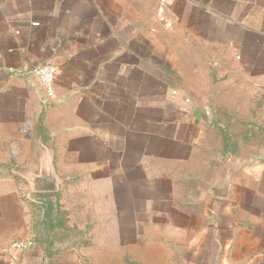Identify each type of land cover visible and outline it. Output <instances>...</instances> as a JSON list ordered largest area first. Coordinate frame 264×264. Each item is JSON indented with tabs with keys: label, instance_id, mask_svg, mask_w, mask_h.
I'll return each mask as SVG.
<instances>
[{
	"label": "crops",
	"instance_id": "crops-1",
	"mask_svg": "<svg viewBox=\"0 0 264 264\" xmlns=\"http://www.w3.org/2000/svg\"><path fill=\"white\" fill-rule=\"evenodd\" d=\"M41 64L56 66L53 98L33 73ZM195 83L210 85L205 102ZM263 83L264 0H0V264H264L263 177L149 183L150 166L209 130V100L252 101L233 84ZM263 103L264 92L249 113ZM48 162L101 181L76 208L93 213L76 237L61 233V205L66 221L40 226L39 200L56 191L30 177Z\"/></svg>",
	"mask_w": 264,
	"mask_h": 264
},
{
	"label": "rangeland",
	"instance_id": "rangeland-1",
	"mask_svg": "<svg viewBox=\"0 0 264 264\" xmlns=\"http://www.w3.org/2000/svg\"><path fill=\"white\" fill-rule=\"evenodd\" d=\"M191 85L195 89V94L202 97L196 101L205 102L203 94L208 91L207 88L210 85L204 83ZM233 85L239 88L243 87L247 91H255V98L252 101H248V99L237 100L230 93L228 94V99L221 100L217 97L211 101L209 100V102H212L213 112L210 115H206L205 120L202 118L200 120L202 128L207 129V124H210L209 130L198 131L197 144L186 148V150L181 148L179 153L176 151L174 155L177 157L170 156L163 162H157L155 167L150 166L149 177L154 175L149 178L150 184H153V178H155L156 174V176L164 175L170 179V186L173 185L175 189L194 188L195 186L204 188L220 171L223 172L224 170L232 172L235 179L252 176L255 182H258L260 178H264V103L262 109H260L262 104L257 107L259 113H249L252 110V105H255V102L263 95L264 83L255 84L256 87L254 84ZM220 86L221 84H211L212 94L220 95ZM221 102H225L227 105L221 108ZM236 110H239L238 114H235ZM221 129L225 130L229 135L226 143L221 134ZM225 144H228L230 149L227 150L225 155H222L220 150L224 148ZM52 166L59 178L58 188H60L54 193L55 196L52 197L57 202L58 211L56 215H60L59 205L67 208L66 210L68 211L66 213L68 228L62 227L63 231L61 233L67 234L68 237H76V223L83 221V224L86 222L89 224L93 217L91 211L81 213V210L77 211L76 208L79 205L83 207L85 204L92 203V197L95 196L90 193L91 189L93 186H101V181L86 177L88 175H85L84 179L80 180L74 178L76 168H80L75 163L56 162L52 163ZM116 167V186L117 189L123 188L125 183L124 175L120 173L118 165ZM86 169H91V166L85 165L83 170ZM152 172L154 173L151 174ZM66 174L70 177L67 178ZM63 176L65 179L61 178ZM17 181L20 183L21 201L26 206L30 203L28 201L30 193L28 192L27 182L22 179H17ZM167 185V182L164 183V186ZM260 186L264 187V179L260 182ZM122 197V194H118L117 200L118 198L122 200ZM61 217L63 219V215ZM64 220L66 221L65 218ZM40 226L44 227V225ZM71 245L76 244L71 243Z\"/></svg>",
	"mask_w": 264,
	"mask_h": 264
},
{
	"label": "trees",
	"instance_id": "trees-1",
	"mask_svg": "<svg viewBox=\"0 0 264 264\" xmlns=\"http://www.w3.org/2000/svg\"><path fill=\"white\" fill-rule=\"evenodd\" d=\"M221 134L223 136L224 142L226 143V141L229 139V135L227 134V132L223 129L220 130ZM230 147L228 146V144L224 145V148L221 151L222 155H225V153L227 152V150H229ZM54 195H50V194H45L42 195V198L39 200L40 201V206L41 209H44V219H45V223H44V227L48 230H52L55 231V228L60 227L64 221V217L62 219L61 215H63L62 212L59 211L60 215H56L57 207H55L54 205L57 206V202L52 198ZM47 221V222H46Z\"/></svg>",
	"mask_w": 264,
	"mask_h": 264
},
{
	"label": "water",
	"instance_id": "water-1",
	"mask_svg": "<svg viewBox=\"0 0 264 264\" xmlns=\"http://www.w3.org/2000/svg\"><path fill=\"white\" fill-rule=\"evenodd\" d=\"M58 180L59 178L55 173L51 162L41 164L39 175H32L30 177L31 186L35 191H57Z\"/></svg>",
	"mask_w": 264,
	"mask_h": 264
},
{
	"label": "built area",
	"instance_id": "built-area-1",
	"mask_svg": "<svg viewBox=\"0 0 264 264\" xmlns=\"http://www.w3.org/2000/svg\"><path fill=\"white\" fill-rule=\"evenodd\" d=\"M164 2L165 0H161ZM56 66L53 64H41L33 69V73L37 77L38 81L45 90L47 97L53 98L55 96V76H56ZM15 247L25 246V242H14L12 244Z\"/></svg>",
	"mask_w": 264,
	"mask_h": 264
}]
</instances>
